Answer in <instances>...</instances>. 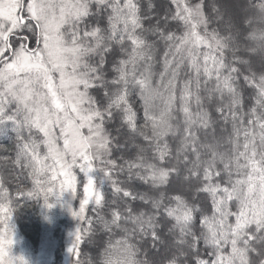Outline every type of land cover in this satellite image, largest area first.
<instances>
[{
    "label": "snow or ice",
    "instance_id": "obj_1",
    "mask_svg": "<svg viewBox=\"0 0 264 264\" xmlns=\"http://www.w3.org/2000/svg\"><path fill=\"white\" fill-rule=\"evenodd\" d=\"M234 8L0 0V161L32 185L0 178V264L24 197L67 204L73 264L98 231L99 264H264V0Z\"/></svg>",
    "mask_w": 264,
    "mask_h": 264
},
{
    "label": "trees",
    "instance_id": "obj_2",
    "mask_svg": "<svg viewBox=\"0 0 264 264\" xmlns=\"http://www.w3.org/2000/svg\"><path fill=\"white\" fill-rule=\"evenodd\" d=\"M230 0H220L227 5ZM235 1V0H234ZM236 11V9H235ZM163 55V46H160L156 56L157 64L155 70H162L160 63ZM15 140L12 133L8 136H0V157L14 158ZM0 178L3 179L6 187L9 188L12 196L16 197L17 190H27L31 188V180L27 173L21 174V170L15 168L9 160L5 164L0 161ZM139 191H145L146 186L136 185ZM62 201H70L75 210L79 206V200L72 198L71 193H65ZM137 207L139 203L137 202ZM12 223L14 224V243L11 247V254L22 255L28 264H73L75 257L69 252L61 254V250L71 245L72 233L77 227V220L68 211L67 204L57 203L51 209L43 207V201L35 198L16 199V209L13 213ZM198 226V225H197ZM120 235L117 232L116 237ZM107 234L97 232L92 237L93 242L87 240L82 243L80 251L82 259H92L93 264H99L100 254L108 241ZM63 257L66 258L63 261Z\"/></svg>",
    "mask_w": 264,
    "mask_h": 264
},
{
    "label": "rangeland",
    "instance_id": "obj_3",
    "mask_svg": "<svg viewBox=\"0 0 264 264\" xmlns=\"http://www.w3.org/2000/svg\"><path fill=\"white\" fill-rule=\"evenodd\" d=\"M237 3V0H230L228 4L230 5H227V7H229L230 9H232L233 11H235V8H234V5ZM223 5H226L224 2H222ZM68 252V250L66 249V247H64V249L61 250V254L64 256L66 255ZM66 258L63 257V261H65Z\"/></svg>",
    "mask_w": 264,
    "mask_h": 264
}]
</instances>
